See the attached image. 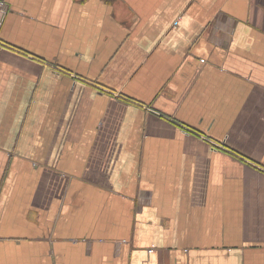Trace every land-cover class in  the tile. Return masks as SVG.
<instances>
[{"label": "crops", "instance_id": "crops-1", "mask_svg": "<svg viewBox=\"0 0 264 264\" xmlns=\"http://www.w3.org/2000/svg\"><path fill=\"white\" fill-rule=\"evenodd\" d=\"M0 264H264V0H0Z\"/></svg>", "mask_w": 264, "mask_h": 264}]
</instances>
